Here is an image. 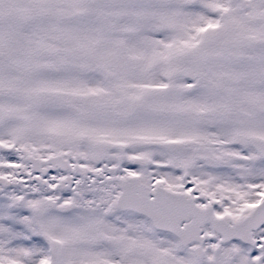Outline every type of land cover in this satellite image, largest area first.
Masks as SVG:
<instances>
[{
	"label": "snow or ice",
	"instance_id": "snow-or-ice-1",
	"mask_svg": "<svg viewBox=\"0 0 264 264\" xmlns=\"http://www.w3.org/2000/svg\"><path fill=\"white\" fill-rule=\"evenodd\" d=\"M0 264H264V0H0Z\"/></svg>",
	"mask_w": 264,
	"mask_h": 264
}]
</instances>
